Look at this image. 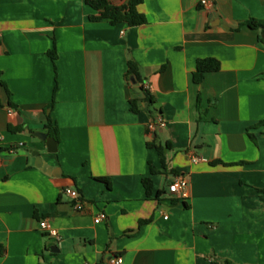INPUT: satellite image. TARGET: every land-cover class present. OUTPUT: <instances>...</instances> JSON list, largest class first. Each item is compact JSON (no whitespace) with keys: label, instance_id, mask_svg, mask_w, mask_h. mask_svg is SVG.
<instances>
[{"label":"crops","instance_id":"obj_1","mask_svg":"<svg viewBox=\"0 0 264 264\" xmlns=\"http://www.w3.org/2000/svg\"><path fill=\"white\" fill-rule=\"evenodd\" d=\"M207 1L142 0L130 27L87 0H0V264H264V0ZM201 59L219 70L197 84Z\"/></svg>","mask_w":264,"mask_h":264},{"label":"trees","instance_id":"obj_2","mask_svg":"<svg viewBox=\"0 0 264 264\" xmlns=\"http://www.w3.org/2000/svg\"><path fill=\"white\" fill-rule=\"evenodd\" d=\"M142 0H129L127 3L122 5H116L108 0H87V4L91 6L94 10L98 11L97 16H91L92 20H109L111 24L127 23L130 27L143 25L146 23L145 16L137 10L138 5ZM246 25L251 28H257L258 25L251 22H246ZM53 61L56 59V52L53 50L50 53ZM219 70V62L214 59H201L197 61L196 70L193 73L194 83H201L204 80L205 74L210 72H215ZM129 73L137 75L136 65L133 62H129ZM143 90V89H142ZM144 91V90H143ZM147 95L145 101L148 103L153 102V97L150 92L144 91ZM135 106V102H132ZM48 130V135L53 136L58 140V132L52 126L51 120L48 118V124L46 125ZM12 129V128H10ZM13 130V129H12ZM149 131V130H148ZM150 132V131H149ZM149 147L156 148L159 156L161 157V163L164 167L165 160L163 158V147L156 144L155 141L149 144ZM158 171L151 166V174H155ZM104 180L107 184V180ZM144 186L148 195L151 194L153 190V182L150 178L144 180ZM163 194V192L158 191L156 194L157 199ZM183 200V199H182ZM5 253L4 247L0 244V257Z\"/></svg>","mask_w":264,"mask_h":264},{"label":"built area","instance_id":"obj_3","mask_svg":"<svg viewBox=\"0 0 264 264\" xmlns=\"http://www.w3.org/2000/svg\"><path fill=\"white\" fill-rule=\"evenodd\" d=\"M202 5L204 6H208V1L207 0H202ZM142 89L144 91L147 92H151V87L148 84H143L142 85ZM9 113H12V110L9 109L8 110ZM164 120L163 117L158 115L156 116V118H154L151 122H149L147 129L151 132V131H155L159 126L163 125ZM11 152H14L15 149H11ZM193 161H197V159H194ZM0 166H1V162H0ZM187 188H188V181L186 178L181 177V176H177L174 177L172 179V181L169 183L168 185V192L171 195H174L178 198H186L187 196ZM64 195L69 198L71 201L75 202L74 203V208L75 210H81L83 207V202L81 201V197H80V193L76 188L73 187H67L64 189L63 191ZM106 219V215L105 214H100L99 216H97V218L95 219V223H99L102 222L103 220ZM40 228L44 231L47 232L48 236L55 240L56 242H60L61 241V237L57 234V232L54 229H51L47 220H43L40 222ZM122 263V259L118 258L115 260H112V264H121Z\"/></svg>","mask_w":264,"mask_h":264},{"label":"water","instance_id":"obj_4","mask_svg":"<svg viewBox=\"0 0 264 264\" xmlns=\"http://www.w3.org/2000/svg\"><path fill=\"white\" fill-rule=\"evenodd\" d=\"M263 38H264V33H263ZM35 134L38 136V138L40 140L45 142V145L47 147L48 152H50V153L57 152V141L54 138L49 137L46 133H42V132H37ZM35 154L38 155L37 152H35ZM52 251L57 252L58 249L56 247H54V248H52Z\"/></svg>","mask_w":264,"mask_h":264}]
</instances>
